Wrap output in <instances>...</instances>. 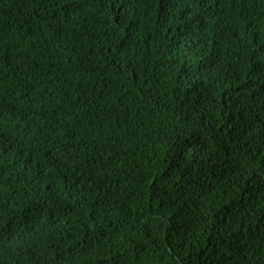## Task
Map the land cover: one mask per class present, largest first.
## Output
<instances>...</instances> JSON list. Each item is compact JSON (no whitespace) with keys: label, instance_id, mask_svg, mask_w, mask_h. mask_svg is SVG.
I'll return each mask as SVG.
<instances>
[{"label":"trees","instance_id":"16d2710c","mask_svg":"<svg viewBox=\"0 0 264 264\" xmlns=\"http://www.w3.org/2000/svg\"><path fill=\"white\" fill-rule=\"evenodd\" d=\"M0 264H264V0H0Z\"/></svg>","mask_w":264,"mask_h":264}]
</instances>
